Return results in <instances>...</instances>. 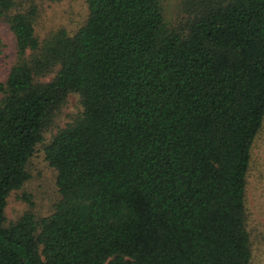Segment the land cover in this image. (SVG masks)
<instances>
[{
  "label": "trees",
  "instance_id": "16d2710c",
  "mask_svg": "<svg viewBox=\"0 0 264 264\" xmlns=\"http://www.w3.org/2000/svg\"><path fill=\"white\" fill-rule=\"evenodd\" d=\"M84 2L73 32L38 37L34 0H0V264H255L264 0H178L175 20L168 0ZM69 92L80 109L44 138ZM38 144L58 196L8 219Z\"/></svg>",
  "mask_w": 264,
  "mask_h": 264
},
{
  "label": "rangeland",
  "instance_id": "374dc122",
  "mask_svg": "<svg viewBox=\"0 0 264 264\" xmlns=\"http://www.w3.org/2000/svg\"><path fill=\"white\" fill-rule=\"evenodd\" d=\"M168 0L169 18L175 20L178 9ZM37 7L35 32L42 37L46 32L58 27L68 33L73 32L84 20L86 6L84 0H34ZM0 79L5 76L13 55V36L4 23L0 22ZM48 75L45 77L47 78ZM44 78V79H45ZM80 109L78 95L69 92L61 106L54 124L45 131L48 138L56 126L62 125ZM28 179L22 187L11 191L6 200L4 213L8 219L17 216L23 209L29 208L36 216L49 212L53 201L58 196L54 184V170L43 157L41 144H38L27 163ZM22 192L30 194L28 203L20 197ZM245 223L251 244V260L255 264H264V121L252 144L251 161H249L244 190Z\"/></svg>",
  "mask_w": 264,
  "mask_h": 264
}]
</instances>
